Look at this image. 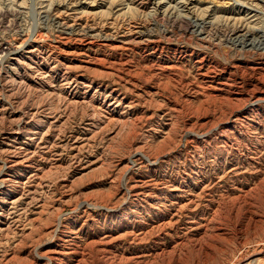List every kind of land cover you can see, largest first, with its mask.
Returning <instances> with one entry per match:
<instances>
[{"label": "rangeland", "instance_id": "obj_1", "mask_svg": "<svg viewBox=\"0 0 264 264\" xmlns=\"http://www.w3.org/2000/svg\"><path fill=\"white\" fill-rule=\"evenodd\" d=\"M0 264H264V0H0Z\"/></svg>", "mask_w": 264, "mask_h": 264}]
</instances>
